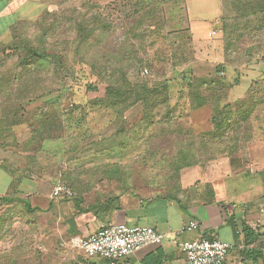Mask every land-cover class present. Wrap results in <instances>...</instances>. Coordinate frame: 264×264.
Returning <instances> with one entry per match:
<instances>
[{"label": "rangeland", "instance_id": "374dc122", "mask_svg": "<svg viewBox=\"0 0 264 264\" xmlns=\"http://www.w3.org/2000/svg\"><path fill=\"white\" fill-rule=\"evenodd\" d=\"M17 17L51 58L22 70L7 50L0 67L19 77L9 109L26 121L0 172L31 171L39 195L0 194V264H47L39 214L59 181L72 201L106 179L153 193L264 182V0H0V27ZM48 115L52 137H27Z\"/></svg>", "mask_w": 264, "mask_h": 264}, {"label": "crops", "instance_id": "0c3cea01", "mask_svg": "<svg viewBox=\"0 0 264 264\" xmlns=\"http://www.w3.org/2000/svg\"><path fill=\"white\" fill-rule=\"evenodd\" d=\"M0 176L5 179L0 194H5L11 179L6 172L1 171ZM220 185L208 190L185 187L153 193L106 179L93 196L85 193L77 201L55 199L50 190L46 194L52 200L46 207L41 206L46 214H39L41 235L37 245L46 249L47 264H108L98 256L86 257L71 244V239L89 236L105 223H137L162 232L165 240L159 245L141 247L118 264H188L181 244L201 237L220 238L235 246L224 264H264V257H243L246 242L243 235L237 234L239 225H250L260 234L255 246L264 251V212L260 209L264 190L259 204L251 202V193L262 189L263 180L233 185L223 180V187ZM36 188L33 186L25 195L39 201ZM192 220L199 222V228L182 231Z\"/></svg>", "mask_w": 264, "mask_h": 264}, {"label": "built area", "instance_id": "2783aa9c", "mask_svg": "<svg viewBox=\"0 0 264 264\" xmlns=\"http://www.w3.org/2000/svg\"><path fill=\"white\" fill-rule=\"evenodd\" d=\"M147 72V71H146ZM73 196V191L67 183L59 181L53 188L52 197ZM264 212V203L260 206ZM199 228V222L190 221L182 231H192ZM242 236V229H237ZM165 240V235L157 229L137 223H105L95 232L86 237H73L71 244L82 250L86 257L102 256L108 264H118L126 256L143 246L159 245ZM234 245L220 238L201 237L182 242L188 264H224Z\"/></svg>", "mask_w": 264, "mask_h": 264}, {"label": "trees", "instance_id": "16d2710c", "mask_svg": "<svg viewBox=\"0 0 264 264\" xmlns=\"http://www.w3.org/2000/svg\"><path fill=\"white\" fill-rule=\"evenodd\" d=\"M33 1V0H32ZM57 9V8H56ZM54 9L50 8L49 11L53 12ZM57 11V10H55ZM22 18H16L13 22L6 24L3 28L0 27V34L5 33L6 31H10L13 38L11 37V43H9V46L2 47L0 44V53L3 55L2 59H0V67L5 63L6 57H9V54H7V50H14V54L17 55V61L16 66L17 68H22V70L29 68V66L42 64L44 61L51 58L49 56L50 54H46V47L42 45V41L40 39V44L36 45L34 42H32L31 39L23 38L25 37L24 34V20H21ZM28 73V72H27ZM1 75V73H0ZM18 76L14 75L12 78H7L4 76H0V93L2 95H10L9 100L7 102H2L0 104V107L2 106L4 113H0V146H5L6 140L13 137L15 132L13 129L16 125L23 124L21 118H19V111L16 109L14 111H10L9 106L13 105V101L11 100V96L15 94V90H13V86L16 81H18ZM39 78V77H38ZM8 79V80H7ZM114 81L113 83H110V85L106 88V94L104 97L105 99L100 100L103 104H108V97L113 92V89H111V85L116 83ZM22 88L18 89V93L15 96H21ZM4 105V107H3ZM113 105V103H109L107 106ZM7 106V107H6ZM7 108V109H6ZM5 110H8V112H5ZM33 124V130L27 133V137L29 136H36L39 137L40 135L44 134L50 138L52 127L51 124H53V120H51V117L48 115L44 119H40V121L31 122ZM46 131L48 133H46ZM7 134V135H6ZM41 136V137H43ZM2 169V168H1ZM9 169H11L9 167ZM9 177H10V185L7 188L6 195H11L12 192H15L16 194H25L27 193L31 188L36 187L37 181L35 180L34 174L31 171L28 170H16L14 172L8 170L6 168ZM12 170V169H11ZM35 181V182H34ZM8 193V194H7ZM71 198L72 196H61L60 198ZM0 199H4L7 201L8 206L11 204V198L9 196L0 197ZM34 207V206H33ZM35 210L38 209V207H34ZM243 236L245 239L246 248L242 250V255L245 258H250L253 260H258L259 258L264 257V251L262 249H259L255 246L254 241L256 242L260 234L254 230L250 225L244 224L243 225Z\"/></svg>", "mask_w": 264, "mask_h": 264}]
</instances>
